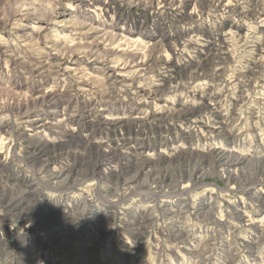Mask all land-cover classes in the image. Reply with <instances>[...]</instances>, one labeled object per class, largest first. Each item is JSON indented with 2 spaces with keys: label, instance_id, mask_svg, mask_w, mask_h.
<instances>
[{
  "label": "rangeland",
  "instance_id": "obj_1",
  "mask_svg": "<svg viewBox=\"0 0 264 264\" xmlns=\"http://www.w3.org/2000/svg\"><path fill=\"white\" fill-rule=\"evenodd\" d=\"M0 152V264H264V0H0Z\"/></svg>",
  "mask_w": 264,
  "mask_h": 264
},
{
  "label": "bare ground",
  "instance_id": "obj_2",
  "mask_svg": "<svg viewBox=\"0 0 264 264\" xmlns=\"http://www.w3.org/2000/svg\"><path fill=\"white\" fill-rule=\"evenodd\" d=\"M85 147V146H84ZM87 147V146H86ZM90 147V146H89ZM80 148V147H79ZM82 148V147H81ZM89 149V148H88ZM88 149H84L82 152V154H84V155H82L84 158H85V161H87L86 163H93V161H94V165H96V164H98L99 162L98 161H100L101 160V158H103L104 159V157L106 156L105 154L103 155V153H102V155H99V154H96L95 153V155H94V153H92L91 151H88ZM4 150V149H3ZM82 150V149H81ZM80 150V151H81ZM85 152V153H84ZM2 152H0V154H1ZM214 154V156H216L217 158H218V160L222 163V161H223V156H224V151H217V152H214L213 153ZM79 155V154H78ZM63 157V156H62ZM78 157V156H77ZM81 157V156H80ZM107 157V156H106ZM83 158V159H84ZM86 158L88 159V160H86ZM216 158V159H217ZM226 158V157H225ZM171 163V162H170ZM219 163V162H218ZM239 163V162H238ZM232 164V163H231ZM223 166H228V164H225V163H223L222 164ZM230 165V164H229ZM123 167V166H122ZM125 171V170H124ZM127 171V170H126ZM183 171V170H182ZM114 173V172H113ZM124 172H123V170L122 171H120V172H118L117 174H116V177L118 178V179H120L124 174H123ZM180 173V172H179ZM57 174V173H56ZM185 174V173H184ZM112 177V176H111ZM229 178H230V176H229ZM234 178V177H233ZM232 178V179H233ZM114 179V178H113ZM154 180V179H153ZM231 180V179H230ZM235 181H236V179H234ZM156 181V180H155ZM154 181V182H155ZM105 182H106V180H105ZM149 182V181H148ZM243 182V181H242ZM78 183V182H77ZM107 183V182H106ZM109 183V182H108ZM161 184V183H160ZM108 185V184H107ZM114 186V185H113ZM78 187V186H77ZM260 204V203H259ZM81 207V211L80 212H78L77 214H79L80 215V217L82 216H88L89 214H91V212L90 211H88V208H87V206H80ZM67 221V220H66ZM74 221V220H73ZM72 222V221H71ZM206 222V221H205ZM223 223V222H222ZM174 224H176V225H179V224H182V221H177V222H175ZM181 227V226H180ZM210 228V227H209ZM42 232H44L43 230H42ZM41 233V232H40ZM217 236V235H216ZM208 243V242H207ZM52 244V243H51ZM50 244V245H51ZM209 245V244H208ZM15 246L13 245V244H11L10 246H8V248L9 249H13ZM81 252V251H80ZM205 252V251H204ZM224 252V251H223ZM78 254H79V251L77 252ZM12 261H9V262H7L6 264H19V263H11Z\"/></svg>",
  "mask_w": 264,
  "mask_h": 264
}]
</instances>
